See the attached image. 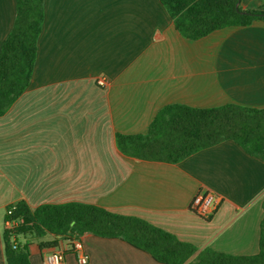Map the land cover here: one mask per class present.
<instances>
[{
  "label": "crops",
  "instance_id": "1",
  "mask_svg": "<svg viewBox=\"0 0 264 264\" xmlns=\"http://www.w3.org/2000/svg\"><path fill=\"white\" fill-rule=\"evenodd\" d=\"M239 6L257 10L264 0ZM43 11L30 84L0 116V264L5 210L19 201L91 204L198 250L256 254L264 160L223 141L179 163L147 161L121 154L115 135L145 133L171 104L264 109V21L189 40L159 0H43ZM14 20L15 0H0V48ZM199 192L216 198L208 218L191 210ZM80 240L87 264H160L119 239ZM55 249L65 251L63 264H78L61 240L52 249L31 244L30 264Z\"/></svg>",
  "mask_w": 264,
  "mask_h": 264
},
{
  "label": "trees",
  "instance_id": "2",
  "mask_svg": "<svg viewBox=\"0 0 264 264\" xmlns=\"http://www.w3.org/2000/svg\"><path fill=\"white\" fill-rule=\"evenodd\" d=\"M159 2L175 30L189 40H199L222 28L264 21V7L242 10L239 0ZM43 21V0H15L14 24L0 48V116L30 84ZM223 141H233L250 156L264 160V109L232 104L200 109L171 104L157 112L145 133L115 135L116 147L125 156L174 164ZM10 208L6 207L3 221L22 222L13 231L2 230L6 264H30L33 243L40 249H52L58 247L59 240L70 242L85 234L122 240L160 264H264V219L258 252L234 256L210 248L198 250L141 218L91 204H42L31 209L19 201L7 215ZM47 237L52 240L46 241Z\"/></svg>",
  "mask_w": 264,
  "mask_h": 264
},
{
  "label": "built area",
  "instance_id": "3",
  "mask_svg": "<svg viewBox=\"0 0 264 264\" xmlns=\"http://www.w3.org/2000/svg\"><path fill=\"white\" fill-rule=\"evenodd\" d=\"M99 86H103L105 81L103 78L97 80ZM215 196L210 192H199L191 202V210L202 218H208L215 210ZM14 209V204L11 205V208L6 211L7 215L11 214V211ZM21 220H5L3 221V228L7 230H15L20 224ZM70 250L75 253L77 257L78 264H87L88 256L84 252L83 244L80 240L74 239L69 242ZM65 260V251L55 249L46 253L43 257L44 264H63Z\"/></svg>",
  "mask_w": 264,
  "mask_h": 264
}]
</instances>
